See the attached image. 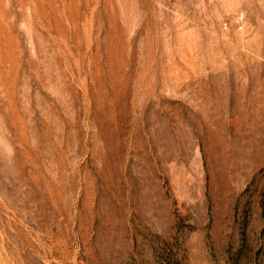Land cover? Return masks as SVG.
I'll return each instance as SVG.
<instances>
[{
	"label": "rangeland",
	"instance_id": "rangeland-1",
	"mask_svg": "<svg viewBox=\"0 0 264 264\" xmlns=\"http://www.w3.org/2000/svg\"><path fill=\"white\" fill-rule=\"evenodd\" d=\"M0 264H264V0H0Z\"/></svg>",
	"mask_w": 264,
	"mask_h": 264
}]
</instances>
